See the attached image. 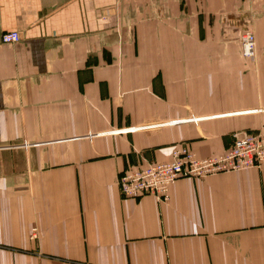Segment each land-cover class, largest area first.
Listing matches in <instances>:
<instances>
[{
  "label": "crops",
  "instance_id": "0c3cea01",
  "mask_svg": "<svg viewBox=\"0 0 264 264\" xmlns=\"http://www.w3.org/2000/svg\"><path fill=\"white\" fill-rule=\"evenodd\" d=\"M263 124L264 0H0V264H264V165L119 187Z\"/></svg>",
  "mask_w": 264,
  "mask_h": 264
},
{
  "label": "built area",
  "instance_id": "2783aa9c",
  "mask_svg": "<svg viewBox=\"0 0 264 264\" xmlns=\"http://www.w3.org/2000/svg\"><path fill=\"white\" fill-rule=\"evenodd\" d=\"M20 40L18 30L2 33V41L5 43H16ZM240 41L243 55L252 57L256 50V38L251 27L240 33ZM262 165L264 124L255 130L235 131L232 143L225 151L208 157H198L186 145L177 146L173 148L170 160L123 170L119 175V187L125 198L153 195L159 201H167L171 185L180 177H204Z\"/></svg>",
  "mask_w": 264,
  "mask_h": 264
},
{
  "label": "rangeland",
  "instance_id": "374dc122",
  "mask_svg": "<svg viewBox=\"0 0 264 264\" xmlns=\"http://www.w3.org/2000/svg\"><path fill=\"white\" fill-rule=\"evenodd\" d=\"M249 58H251V57H249Z\"/></svg>",
  "mask_w": 264,
  "mask_h": 264
}]
</instances>
